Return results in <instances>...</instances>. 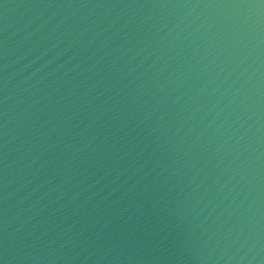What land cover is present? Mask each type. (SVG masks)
Instances as JSON below:
<instances>
[{
    "label": "water",
    "instance_id": "1",
    "mask_svg": "<svg viewBox=\"0 0 264 264\" xmlns=\"http://www.w3.org/2000/svg\"><path fill=\"white\" fill-rule=\"evenodd\" d=\"M0 264H264V0H0Z\"/></svg>",
    "mask_w": 264,
    "mask_h": 264
}]
</instances>
